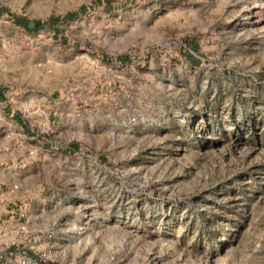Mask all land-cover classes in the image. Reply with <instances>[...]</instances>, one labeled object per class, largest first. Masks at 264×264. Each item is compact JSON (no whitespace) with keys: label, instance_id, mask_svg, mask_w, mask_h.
Masks as SVG:
<instances>
[{"label":"rangeland","instance_id":"1","mask_svg":"<svg viewBox=\"0 0 264 264\" xmlns=\"http://www.w3.org/2000/svg\"><path fill=\"white\" fill-rule=\"evenodd\" d=\"M14 185L0 264H264V0H0Z\"/></svg>","mask_w":264,"mask_h":264},{"label":"trees","instance_id":"2","mask_svg":"<svg viewBox=\"0 0 264 264\" xmlns=\"http://www.w3.org/2000/svg\"><path fill=\"white\" fill-rule=\"evenodd\" d=\"M72 18H75V15L73 13H70V14H67L63 19L55 18V17L50 18L47 23H42L41 21L30 22L26 18H16L15 22L17 25L24 28L26 32L30 33V32H35L41 29L58 26L60 22L68 21ZM56 31L58 30L56 29ZM190 58L196 59L195 57H193V55H190ZM76 147L77 146L75 144L70 145L69 151H75Z\"/></svg>","mask_w":264,"mask_h":264},{"label":"built area","instance_id":"3","mask_svg":"<svg viewBox=\"0 0 264 264\" xmlns=\"http://www.w3.org/2000/svg\"><path fill=\"white\" fill-rule=\"evenodd\" d=\"M19 191H20V186L14 185L11 188H9L7 191L0 193V224L4 223L2 217L6 213L5 207L11 200L17 199L18 196L17 194L19 193ZM17 214L19 215L20 219L26 220L23 225L20 224L18 225L20 232H24L27 229V223L29 222L28 220L29 218L27 214L24 211H22V209H19V212ZM30 250H34V248H30ZM42 257L43 258L46 257V254H42ZM22 264H26V262L22 261Z\"/></svg>","mask_w":264,"mask_h":264},{"label":"crops","instance_id":"4","mask_svg":"<svg viewBox=\"0 0 264 264\" xmlns=\"http://www.w3.org/2000/svg\"><path fill=\"white\" fill-rule=\"evenodd\" d=\"M17 117H18V113H17L16 116H15L16 120L18 121ZM1 190H2V189H1ZM1 192H3V190L0 191V193H1ZM14 207H15V208H14ZM9 208H10L11 210H8ZM17 208H19L17 204L10 203V204L7 206V208H6V213H5L6 215H5V216H6V217H16V218H18V217H17V210H18ZM11 215H13V216H11ZM14 225H15V226H12V225H9V227L6 226L5 229L11 228V227H15V228H16V227H18L19 224H18V223H14ZM10 252H11V251H10ZM10 252H9V253H6L5 256H6L7 258H8V255L10 254ZM10 255H11V254H10Z\"/></svg>","mask_w":264,"mask_h":264}]
</instances>
